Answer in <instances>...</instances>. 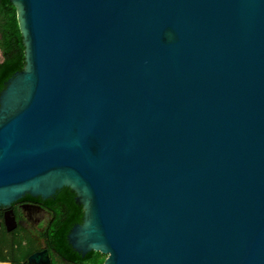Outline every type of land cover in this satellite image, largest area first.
<instances>
[{
    "label": "water",
    "instance_id": "obj_1",
    "mask_svg": "<svg viewBox=\"0 0 264 264\" xmlns=\"http://www.w3.org/2000/svg\"><path fill=\"white\" fill-rule=\"evenodd\" d=\"M12 2L0 209L68 187L105 264H264V0Z\"/></svg>",
    "mask_w": 264,
    "mask_h": 264
},
{
    "label": "flooded vegetation",
    "instance_id": "obj_2",
    "mask_svg": "<svg viewBox=\"0 0 264 264\" xmlns=\"http://www.w3.org/2000/svg\"><path fill=\"white\" fill-rule=\"evenodd\" d=\"M74 193V192H73ZM75 194V193H74ZM74 197V204L69 208L60 204V198L56 195L54 198L45 200L43 198L23 197L14 202L10 208L2 207L0 209V228H4L8 233L16 237L18 229H23L28 233L33 241L26 243L25 247L29 246V251L25 254L20 253V245H15L14 248L5 249L4 253L9 264H30V257L34 254H48L47 258H42L36 261L32 260V264H98L103 261L105 264L107 257L102 252L92 251L88 254H82L75 250L69 243L70 251L67 252L68 257H62L57 246L52 243V239L59 229L68 213L75 207L81 208L83 211L82 222L84 217V207L80 205ZM13 210V213H10ZM65 215V216H64ZM63 217V218H58ZM15 219V221L13 220ZM81 222V223H82ZM73 224L70 230L78 224ZM16 225L15 229L8 230L9 227ZM70 232V231H69ZM69 234V233H68ZM68 240V235H67ZM23 244L21 243V246ZM20 246V247H21Z\"/></svg>",
    "mask_w": 264,
    "mask_h": 264
},
{
    "label": "trees",
    "instance_id": "obj_3",
    "mask_svg": "<svg viewBox=\"0 0 264 264\" xmlns=\"http://www.w3.org/2000/svg\"><path fill=\"white\" fill-rule=\"evenodd\" d=\"M26 66V46L24 37L18 21V9L12 0H0V94L5 88V83L18 71H22ZM63 206L69 208L74 204L75 194L65 187L57 194ZM66 219L58 224L52 243L57 246L62 257H68L70 246L67 235L73 224L82 222L83 211L75 207L67 211ZM65 216V215H64ZM63 218V217H58ZM5 234L8 237H5ZM8 233L4 228H0V262H7L4 250L14 248L15 236ZM103 261L98 264H102Z\"/></svg>",
    "mask_w": 264,
    "mask_h": 264
},
{
    "label": "rangeland",
    "instance_id": "obj_4",
    "mask_svg": "<svg viewBox=\"0 0 264 264\" xmlns=\"http://www.w3.org/2000/svg\"><path fill=\"white\" fill-rule=\"evenodd\" d=\"M4 235H5V237H8V235L5 234V232H4ZM14 240L16 242L15 245H20L21 246V243L23 244L21 247L19 246V248H20L19 252L22 253V254H25V253H27L29 251V246L27 245L25 247V244L27 242L30 243V242L33 241L32 237L28 233H26L25 230H23L21 228L18 229V231L16 233V237L14 238ZM24 242H26V243H24ZM33 242H35V241H33Z\"/></svg>",
    "mask_w": 264,
    "mask_h": 264
},
{
    "label": "crops",
    "instance_id": "obj_5",
    "mask_svg": "<svg viewBox=\"0 0 264 264\" xmlns=\"http://www.w3.org/2000/svg\"><path fill=\"white\" fill-rule=\"evenodd\" d=\"M0 264H9V263H6V262H0Z\"/></svg>",
    "mask_w": 264,
    "mask_h": 264
}]
</instances>
